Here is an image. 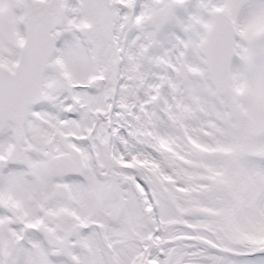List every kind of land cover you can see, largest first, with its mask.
Masks as SVG:
<instances>
[{
	"label": "snow or ice",
	"instance_id": "6c2138e0",
	"mask_svg": "<svg viewBox=\"0 0 264 264\" xmlns=\"http://www.w3.org/2000/svg\"><path fill=\"white\" fill-rule=\"evenodd\" d=\"M0 264H264V0H0Z\"/></svg>",
	"mask_w": 264,
	"mask_h": 264
}]
</instances>
